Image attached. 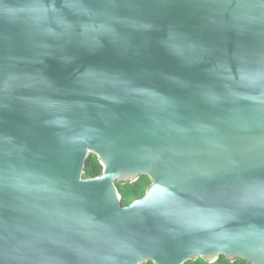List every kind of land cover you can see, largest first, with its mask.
Masks as SVG:
<instances>
[{
	"label": "water",
	"instance_id": "1",
	"mask_svg": "<svg viewBox=\"0 0 264 264\" xmlns=\"http://www.w3.org/2000/svg\"><path fill=\"white\" fill-rule=\"evenodd\" d=\"M221 256L264 264V0H0V264Z\"/></svg>",
	"mask_w": 264,
	"mask_h": 264
},
{
	"label": "trees",
	"instance_id": "2",
	"mask_svg": "<svg viewBox=\"0 0 264 264\" xmlns=\"http://www.w3.org/2000/svg\"><path fill=\"white\" fill-rule=\"evenodd\" d=\"M103 172V167L99 158L92 154L86 163L84 171V178H96ZM117 187L122 197L123 207L130 205L135 200L141 199L146 194L147 189L151 185V180L148 176H140L132 183L117 182ZM148 264H153L149 262ZM187 264H251L243 259L230 260L226 256H221L216 262L209 263L200 258L197 260L189 261Z\"/></svg>",
	"mask_w": 264,
	"mask_h": 264
}]
</instances>
